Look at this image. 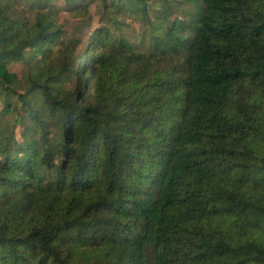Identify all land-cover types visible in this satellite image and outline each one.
I'll list each match as a JSON object with an SVG mask.
<instances>
[{"label": "trees", "instance_id": "1", "mask_svg": "<svg viewBox=\"0 0 264 264\" xmlns=\"http://www.w3.org/2000/svg\"><path fill=\"white\" fill-rule=\"evenodd\" d=\"M50 1L0 0V264H264V0H66L112 22L85 51Z\"/></svg>", "mask_w": 264, "mask_h": 264}, {"label": "rangeland", "instance_id": "2", "mask_svg": "<svg viewBox=\"0 0 264 264\" xmlns=\"http://www.w3.org/2000/svg\"><path fill=\"white\" fill-rule=\"evenodd\" d=\"M170 1L172 6L176 8L178 3L183 0ZM50 2L51 5L57 7L59 12L57 19L58 23L65 25V34L62 36V38H65L67 41H71V46L73 49H75L82 41L81 50L85 51V45L92 34H94L99 28L112 25V22L103 13V7L101 3H92L88 9H82L79 15L74 16L68 9L66 0H51ZM163 3L164 0L153 1L152 8L149 11L150 18L156 24L161 22L163 19ZM183 6L186 8L193 6L192 9L200 11L202 10L203 3L202 0H199V2H195V4L192 5L191 1H186L184 2ZM138 12H140V10L137 9V7H128L126 14L122 16V21L124 22V26H122L123 35L130 38V40L135 41L137 46L140 48L151 50V46L155 53H160L161 49L156 48L154 46L155 44L148 42L147 35H149V32L153 31L152 25L148 23V21H143V19L137 16ZM177 16H181V14H178ZM157 31H160V29H157ZM182 34L183 36L185 35V33ZM143 35H146L147 37L145 36L144 38ZM166 36L169 39H174L173 34L168 33ZM40 57V54H35V52L29 48L26 50V56L24 59L8 63L7 67L9 71L16 74L14 83L12 84V87L15 91H23L25 84L22 78L27 62L39 59ZM75 68L76 70L79 68V58L76 59ZM76 82V78L74 77L66 83L67 87L70 89L75 88ZM8 104L14 105L15 109H12L7 114H2L3 108ZM20 105L21 100L16 93H13V91H4L0 93V115L4 117V120H6L7 124L5 130L10 131L11 129H14L18 139L21 140V131L23 130V125L18 121L20 113L19 110L16 109Z\"/></svg>", "mask_w": 264, "mask_h": 264}]
</instances>
